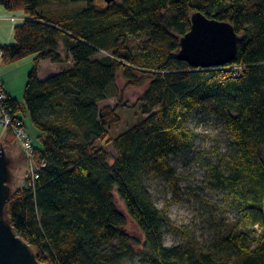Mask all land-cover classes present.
<instances>
[{
    "label": "trees",
    "instance_id": "1",
    "mask_svg": "<svg viewBox=\"0 0 264 264\" xmlns=\"http://www.w3.org/2000/svg\"><path fill=\"white\" fill-rule=\"evenodd\" d=\"M0 5L25 14L15 42L0 45L2 62L36 56L23 102L5 90L0 116L29 117L38 131L37 142L30 136L34 160L45 166L14 192L6 214L39 264L134 260L139 252L129 219L145 239L141 264H264V0ZM198 12L234 27L239 46L229 65L198 70L178 59ZM45 61L65 68L41 80ZM119 79L124 91L142 90L136 119L122 132L126 105H104L119 96ZM195 113L216 118L231 141L226 153L205 163L206 187L222 197L214 219L220 233L207 247H167V234L179 230L169 216L174 203L159 209L148 182L174 178L171 157L198 140L189 126Z\"/></svg>",
    "mask_w": 264,
    "mask_h": 264
},
{
    "label": "rangeland",
    "instance_id": "2",
    "mask_svg": "<svg viewBox=\"0 0 264 264\" xmlns=\"http://www.w3.org/2000/svg\"><path fill=\"white\" fill-rule=\"evenodd\" d=\"M75 7L74 5L69 6L71 9ZM55 8H59L58 5ZM24 19L23 11L12 13L0 5V42H3L1 44H13L15 42V27ZM0 51L3 54L1 49ZM2 58L3 55L0 57V81L3 83V91L8 89L23 102L27 77L33 68L36 56H29L9 64H4ZM63 68H65L64 65L53 64L50 61L42 62L39 71L41 72L40 78L41 80L48 79L61 72ZM117 91L119 96L105 102L104 105L109 104L115 107L120 102L126 105L122 110L124 123L117 130V132H122L126 130L128 124L133 123L136 119L135 107L142 90L129 89L124 91V82L119 79ZM24 121L30 136L34 138L33 142H37L38 131L29 117H25ZM189 126L197 133L198 140L192 150L173 155L170 159L171 168L175 172L173 179L176 187L171 184L173 179L166 177L148 182L159 209H165L169 202L174 203L169 211V216L179 230L176 233L167 234L165 242L167 247L185 245L189 242H198L207 247L220 233L217 220L214 219L219 216L216 206L222 201V197L210 193L207 189L205 163L214 159L218 153H226L231 147V141L222 124L212 116L195 113ZM0 131V146L5 150L9 160V187L12 197L18 188L25 186V182L31 175V163L21 145L15 139L11 140L14 135L8 133L9 130L0 129ZM107 151L112 156H116L112 146L107 147ZM175 193L176 198H174ZM117 204L123 212H126L124 203L120 198H117ZM127 230L135 240L139 255L134 260H127L123 264H141L144 236L131 219L128 220Z\"/></svg>",
    "mask_w": 264,
    "mask_h": 264
},
{
    "label": "water",
    "instance_id": "3",
    "mask_svg": "<svg viewBox=\"0 0 264 264\" xmlns=\"http://www.w3.org/2000/svg\"><path fill=\"white\" fill-rule=\"evenodd\" d=\"M113 0H107L112 2ZM178 59L193 69H214L232 63L239 37L234 27L198 12L192 16L191 30L181 39ZM10 167L7 154L0 149V264H39L29 243L17 235L6 218L10 194Z\"/></svg>",
    "mask_w": 264,
    "mask_h": 264
},
{
    "label": "built area",
    "instance_id": "4",
    "mask_svg": "<svg viewBox=\"0 0 264 264\" xmlns=\"http://www.w3.org/2000/svg\"><path fill=\"white\" fill-rule=\"evenodd\" d=\"M2 52L0 51V57L2 56ZM6 98L5 91H3V83L0 81V106H2L3 101ZM0 129L9 130L8 133H12L14 139L21 145V147L26 152L28 159L31 163L30 177L28 179L34 180L39 178L40 169L45 166L44 164L39 166L34 160V148L33 142L28 133V129L24 121L19 118H16V121L11 119V117L3 111L0 116ZM2 146H0L1 149Z\"/></svg>",
    "mask_w": 264,
    "mask_h": 264
},
{
    "label": "crops",
    "instance_id": "5",
    "mask_svg": "<svg viewBox=\"0 0 264 264\" xmlns=\"http://www.w3.org/2000/svg\"><path fill=\"white\" fill-rule=\"evenodd\" d=\"M1 43H3V42H0V45H3V44H1ZM46 62V61H45ZM40 74H41V72H39V77H41L40 76ZM41 79V78H40ZM3 81V80H2ZM5 84V83H4ZM6 91H7V93L11 96V97H13V98H16L8 89H6ZM16 99H18V98H16Z\"/></svg>",
    "mask_w": 264,
    "mask_h": 264
}]
</instances>
